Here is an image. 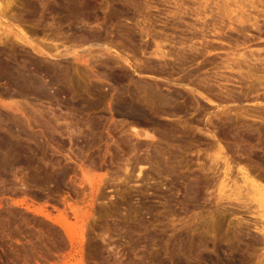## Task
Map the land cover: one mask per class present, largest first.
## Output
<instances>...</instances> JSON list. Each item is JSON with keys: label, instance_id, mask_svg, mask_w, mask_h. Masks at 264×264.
Masks as SVG:
<instances>
[{"label": "rangeland", "instance_id": "374dc122", "mask_svg": "<svg viewBox=\"0 0 264 264\" xmlns=\"http://www.w3.org/2000/svg\"><path fill=\"white\" fill-rule=\"evenodd\" d=\"M2 1L6 3L7 0H0V2ZM21 1L17 0L16 5L19 6L20 4V7L23 6V2ZM80 1L81 4H84L83 8H86L84 12L89 14L88 21L91 24L85 21L84 23L81 22V25L77 20L78 13L76 14L77 18L75 17L74 20L70 17L67 18L65 13L56 15L55 19L47 15V13L43 14V16L47 15L43 19V16L40 17V15H37L33 17L28 14L23 17L22 21L9 19L7 17L9 14L7 16L3 15L4 18L0 19V28L6 32V36L9 37V40L11 39V42L15 39L12 43L17 46H13L15 48H13V54V50L10 51L9 49V54H15L19 57L20 61H25L26 70H29V72L35 73L38 69L42 70L43 68V70H47L50 68V73H52L51 75H47L45 72L38 74V78L49 89V92L47 91L48 93H46L47 95L45 94V97L41 95V98L40 96L38 98L33 93L20 97L15 94L17 88L14 87L15 91L12 92L14 89L13 86L11 87L10 85L8 88V82L0 79V116L3 117L9 115L7 113H11L10 122L4 117L8 122L6 123L4 120V123L2 122V125L0 124L2 128H0V142L8 141L14 145L21 144L25 146V152H29L31 148L33 152L30 150V153L23 152L20 155V159L24 160L23 163L14 161L15 163L12 162L10 164V160L6 165L5 163L0 164V264H264V232L261 231L264 228V208L259 207V211V203L257 201L249 200L247 202V200L241 199L246 201L245 203L241 200H226L224 199L225 197H222L229 193L225 194L221 192L223 181L227 180V183H230V185L237 184L238 186H242V179L246 176H249L250 180L252 179L264 189V86L259 88L257 86L255 89L258 90L253 89V91L251 89L252 84H257L252 82L250 77H248L249 79L247 78V75L249 76L253 73L255 76H263L264 72L252 70L253 72L250 73L248 68H244L245 70L243 72L246 71V73L244 72V76H242L236 72H224L221 70V73L219 72L220 75L226 74L225 78L230 83L226 84L225 89H223L224 93H220L221 95H219V91L216 96L215 94L219 90L217 86H215L217 88H214L218 90H214L216 93L213 92L212 94L208 90H203L205 85L202 84L206 80L210 83L214 79L217 81L220 79L217 75L213 79L217 69L214 71L212 70L213 66L209 65L208 60L210 57L198 59L196 63L195 60L191 61L189 59L184 63H187L185 66L182 63L179 65L178 62L176 63L174 60V62L171 60L169 61L171 65L168 64L170 68L167 67L169 70L167 68H165L166 70H162V67L159 68L161 65L155 62L151 65L154 66L157 64L155 67L150 66L151 69L154 68V71H151L153 73H149V70L146 69L148 72H142L141 75L133 74V72H128V70L126 71L124 69H112V67L117 66L111 64L108 67H99L100 63H98L99 65L96 64L97 68L94 67V69L92 66L88 70L89 72H94V75H99L100 80L98 83L97 81L95 83L101 86H98L101 88L100 90L105 91L98 89L99 92H103V95L107 97H103L101 95L102 93L99 94L97 87H92V85L90 86L92 87L90 90L93 91H90L92 93L88 94L86 90L78 86V52L83 53V49L86 48L84 49L86 53L83 54L87 56L92 52L91 50L96 52L95 54H99L103 49L88 44L79 46L77 44L78 39H82V37L79 38L80 35H84V38L87 36L91 37L84 30L85 34H82L81 29L87 30L89 28L88 30L92 31L91 28L94 27L98 31H101L103 28L104 31L102 30L99 35L102 36L105 32V36L103 35L105 38L107 35L106 32L110 31L108 32L110 33L109 36L111 35L109 37L110 42L114 40L113 44L116 43L118 45L119 43L117 41H122L120 43L122 45L124 43L123 47L121 45L118 47L115 44L117 48L115 47L111 50L112 53L110 54L112 57H125L129 60L131 59L130 61L132 62L139 60L138 63L143 64V61L147 62L149 60L148 56L151 57L147 54L150 53L149 51L151 49L145 51L147 53L144 52L143 49L145 48L140 44L142 42L140 40L141 38L135 35L138 32L137 24L141 23L142 25V20L145 17L149 27L160 30L162 29V22H167L172 11L177 7L175 8L176 5L173 4L174 2L176 3V0H129L131 2L128 5H123L122 0H77L78 3ZM259 1L264 2V0ZM124 2L126 1L124 0ZM221 2L223 3V0H220ZM147 4L148 8L152 6L150 7L151 9L144 6ZM179 4L182 3L179 1ZM212 7H215L214 4ZM262 7L260 6L259 8L260 12L257 10L258 12L254 11L251 13L254 15L261 13L262 17L260 16L261 19L259 18V22L264 27V8ZM123 10H129L128 14H126L127 12L124 14ZM20 11L17 10L18 13ZM109 11L111 12L109 13ZM118 11L120 12L118 13ZM121 12L123 13L121 14ZM134 14L136 16L139 14L140 16L136 17ZM124 15L125 17L128 15L127 17L130 19H125ZM133 16L135 20H133ZM82 17V14H80L79 19L81 20ZM51 19L53 20L51 21ZM121 19L123 22H121ZM170 19L168 23L171 22L170 24H173V18ZM52 23L54 25H51ZM85 23L87 28L84 27ZM60 25L61 32L66 34V36L64 34V37L68 38L69 41L61 36L63 40L61 39L57 43L61 47L60 50L64 47L68 51L67 53L63 52L65 54L59 60L42 58L31 47H25L26 45H23V48L18 41V37L21 35L28 37L35 43L39 40L40 42H37L39 44L44 39H47L43 35L46 31L54 30L53 26L58 27ZM45 26L46 28H44ZM129 28L130 32L135 31V33H132L133 35L129 34ZM121 29H124L122 32L124 38H122L123 36H119L121 35L119 33ZM113 31L114 33H112ZM127 32L129 38L132 37L133 39H129L127 34H124ZM255 32L250 31L251 35H253L252 38L250 37L251 39L259 36ZM116 36L121 39H118ZM48 39L50 40V37ZM254 39L255 42L249 40V44L235 50L226 46L227 49L220 50L219 56L215 55L216 60L222 62L228 56L230 57V55L233 57L234 54H239L244 51L249 54L250 51L251 53H258L259 50V54H256L263 59L264 36H261L260 39ZM226 40L224 42L229 43L230 40L228 38ZM103 41L104 39L101 42L103 43ZM63 42H65L64 45L66 47L63 45ZM19 47L21 50L18 49ZM90 48L92 49L89 50ZM16 49L18 50L16 51ZM80 49L82 50L79 51ZM168 49L170 48L168 47ZM51 51L52 55H57V51ZM110 54L109 56H111ZM14 56L13 58H15ZM17 56L14 59L15 63L24 67L23 61L21 64L18 63L19 59L17 60ZM202 62L204 63L202 64ZM178 65L182 67H177ZM80 68L84 69L85 66L83 68L81 66ZM156 70L160 71L157 73ZM167 70L169 71L168 73ZM192 70H196L195 73L193 71L194 74L190 72ZM161 71H165L166 73ZM188 73L189 77L187 81L185 75L187 76ZM191 73L195 76L191 75ZM116 75L121 76V78L118 77L117 79ZM210 75L213 76L211 77ZM168 77H172L176 81L184 77V80L186 79L185 81L187 82H178L186 85L191 84L186 89L195 90L198 94H196V97L199 100L196 99L198 101L193 102L192 95L182 87L172 86L170 88L171 92L179 93L178 90H180L181 95L182 93L185 94L186 98L180 100L185 103L184 111L180 116L186 122L189 121L187 124L189 126H187V129L177 128V130L175 129L174 122L172 124L170 121L158 117V120L162 123L161 125L165 124L164 127L168 128L171 126L169 129L173 127L176 133L179 131L176 137H172L174 139L178 136L176 141H174L176 145L172 141V143H169L172 144L170 145L171 147L164 142H159L162 145L164 143L163 148L168 146L167 148L171 152L173 151L171 157L170 152L165 148V152H168V154L163 156V159L166 157V164L161 163L160 159L156 161L157 163L154 162L155 164L153 161H151L152 163L149 161V166L146 162L144 163L146 168L143 169V174L138 177L137 168L141 164L134 165L135 163L130 162V164L132 163V167L129 166L126 169V159L133 158L132 155L137 156L140 149L136 150V153L134 152L131 156L129 154L126 155L125 152L128 149H126L127 145H125L126 142H123V138L126 139V137L130 138L132 136V142L139 144L141 141L138 142L135 139L131 133L133 130L131 128L134 126L142 129L146 125L141 119V123L143 124L137 118L131 119L130 116H123L119 112H116L114 110L115 102L112 101L111 103L110 99L114 100L116 93L119 96L120 90L124 87L132 91L145 83L147 85L159 83L165 89V93H167L164 78ZM206 77L210 79L208 80ZM228 77L231 80L227 79ZM197 84L200 86L198 87ZM84 85L86 86L83 83V87ZM249 86L251 88H248ZM94 87L96 91H94ZM6 90L7 94L12 95V97L7 96V94L4 95ZM1 91L3 93L5 92L3 94L4 96L1 94ZM84 91L85 94H83ZM207 92L209 93L208 96ZM232 95L235 99H230ZM99 96L104 98L101 97L103 101L98 98ZM90 97L93 99H90ZM83 99H86V101ZM90 100H94V102L97 100L98 102H95L97 106H94L92 111H88L92 117H89V120L92 119L91 121L94 122L93 124L96 126L97 131L101 129V132H97L94 126L93 129L96 135L87 129L86 132H90L92 137L89 133L90 138H85L84 136L78 137V123L81 125V122H85L88 119V116L82 114L79 108L82 105L88 104L87 101ZM208 100H213L214 103L206 102ZM197 102L198 105L204 103L201 105L202 109L200 106L198 107ZM4 105H19L18 107L23 108V110L21 112H14L5 109L3 107ZM196 108L198 109L197 113ZM35 116H37L36 121H34ZM13 117L17 119L14 120ZM26 117L31 118L32 120L30 119V121H34L39 126L33 127V122V124L30 122L31 127L27 126L25 124H28ZM210 118L212 119L211 124L213 125L209 123ZM40 121L43 126L45 124L46 126H40ZM97 121L101 126L99 130ZM17 122L20 124L17 126L18 128L15 126ZM21 127L25 133H23L24 131L21 130ZM145 127L144 129L149 128L148 130L153 132L155 130L151 125H147L148 128ZM123 134L127 135L124 136ZM87 139H89V142ZM134 143L133 145L137 146ZM159 143L156 144L159 145ZM78 147L86 152L83 151L84 155H87L84 156L82 154L84 157L80 156L82 151L78 150ZM140 152L143 151L140 150ZM152 152L150 151L148 154L153 158L154 154ZM140 154L142 158L148 157L144 153ZM140 154L138 156H141ZM78 156L82 157L83 160L79 162L78 159L80 157ZM225 190L227 191L229 188ZM249 202L251 203L249 204ZM256 204L257 207L255 206ZM81 208H83V211H81ZM76 210L81 211V216L86 222V224H83L86 226L84 227L85 237L84 235H79L82 224L78 223V213ZM67 214L70 218L67 217ZM85 214H88L90 217ZM45 216H50V218L48 217L47 219ZM53 218L55 221L64 220L63 222H65L67 220L68 223L70 221L71 225L66 224L72 226V234L68 235L65 229L55 222ZM257 226L260 230H257ZM258 238L259 240H257Z\"/></svg>", "mask_w": 264, "mask_h": 264}, {"label": "bare ground", "instance_id": "6f19581e", "mask_svg": "<svg viewBox=\"0 0 264 264\" xmlns=\"http://www.w3.org/2000/svg\"><path fill=\"white\" fill-rule=\"evenodd\" d=\"M6 1V0H5ZM17 0H7L6 1V3L5 2H0V14H2V15H0V19L1 18H4L3 17V15L5 16H7V14H9V16H7V17H9V19H11V20H15V21H22L23 20V17L25 16V15H30V16H37V15H40V17H42L43 16V14L44 13H47V15H50L53 19H55L56 18V15H62V13L64 14L65 13V16L68 18V17H70V18H73V20L75 19V17H76V14L78 15V22H82V23H84L85 21H88V17H89V14H86L85 12H84V9H86V8H83L84 6V4L82 3L81 4V1L78 3L77 2V0H20L21 2H23V6H21L20 7V4H19V6H17L16 4H17V2H16ZM123 1V5H128V4H130V2L131 1H129V0H125L126 2H124V0H122ZM121 1V2H122ZM179 1L182 3V4H179ZM183 1V2H182ZM77 2V3H76ZM144 2V1H143ZM174 2V1H173ZM213 3L214 4V6L215 7H212V5L213 4H211V3ZM216 2V3H215ZM232 2V3H231ZM166 3V2H165ZM4 4H6L5 6H4ZM77 4H78V10H77ZM110 4H111V2H110ZM146 4V3H145ZM166 4H168V3H166ZM174 5H176L175 6V10L174 11H172V14H171V16H170V18L172 19V20H174L173 21V24H170L171 22H169L168 23V21H169V19H168V21L167 22H162L163 24H162V29H153V28H151V27H149L148 25V21H147V19L144 17V19L142 20V25H141V23H139V24H137V26L139 27H137L136 25H135V27H137V31L138 32H136V34L135 35H137V36H139L140 38V40H142V42L141 41H138V42H141L140 44H142V47L144 46V48L145 49H143L144 50V52L145 51H147L148 49H151V51H149L150 53H147V52H145V53H147V54H149L151 57H149L148 56V61L147 62H145V61H143L144 63L141 65V64H139L138 63V61L137 60H135V62H132V61H130L129 59H127V58H121V57H112V55L110 54V53H112V49L113 48H117V46L118 47H120L119 45H121V47H123V45H124V43H123V45L122 44H120L121 42H118L117 41V43H119V45L118 44H116V43H114L113 44V41L114 40H112L111 42L109 41V37L111 36H109V34L110 33H108V32H110V31H108V32H106L107 33V35H106V38L104 37L105 35V32H104V36L102 37V36H100L99 35V33H101L102 32V30H103V28H102V30L101 31H98V29L97 28H91L92 29V31L90 30H86V29H81V31L83 32L82 34H85L84 33V31L85 32H87L91 37H86V38H84V35H80V37L79 38H81L82 37V39H78V45L80 46H82V45H84V44H88V45H90V46H96V47H100L101 49H103V50H101L100 51V49H98V51H100V53L97 55V54H95L96 52H93V50H91L92 48H90L89 50H91L92 52V54L91 53H89L87 56H86V54L84 55L83 53H86V52H84V49H86V48H84L83 49V53L81 52V53H79L78 52V86H80V87H82L84 90H86V93H88V94H91L92 92H90V91H93V90H90L93 86H95V87H97V91H98V93L100 94V93H102L101 95L104 97L105 95H103V92H99V90L101 89V88H99V87H101V86H99V84L97 85L95 82L97 81V83H98V81L100 80V78H99V75H94L93 73L94 72H89V70H88V68L90 67H92L93 66V68L95 67V68H97L96 66V64H98V63H100V66L99 67H101V66H106V67H108L110 64L111 65H113V66H117V67H112V69L113 68H116V69H124V70H128V72H133V74H137V75H141L142 74V72H148V70H149V73L151 72V71H154V68L153 69H151V67H155L157 64H159V65H161V66H159V68L160 67H162L163 69L162 70H166L165 68H167L168 67V64H169V61H175L176 63L178 62V64L179 65H181L180 63H182V65L185 63V62H187L189 59L191 60V61H194L195 60V63H196V61L198 60V59H205L206 57H210V59L208 60V63H209V65H211V66H213V68H212V70H216L215 71V73H214V77H213V79L216 77V75L217 76H219V81H217L216 79H214L212 82H207V80H206V82H204V83H202V84H204L205 85V87H204V85H203V87H204V89L203 90H208L209 91V93L211 92L212 94H213V92H215L216 93V91H214V90H218L217 91V93L215 94L216 96L218 95V92H219V95H221L222 93H224L223 92V89H225V86H226V84L227 83H230V81L229 80H226V78H225V75L226 74H224V75H220V71L222 70V71H231V72H236V73H238L239 75L241 74L242 76H244V72L246 73V71H244L243 72V70H245L244 68H248L249 70V72L251 73V72H253L252 70H254V71H263L264 72V58L262 59V58H260V56H258L257 54H259V52H260V50H259V52L256 54V53H251V51H250V54L249 53H246L245 51L244 52H242V53H239V54H232L233 55V57H231V55H230V57L228 56L224 61H222V62H218L217 60H216V57H215V55H218L219 56V52H220V50H224V49H227V47L226 46H228L229 48H231V49H238V48H240V47H242V46H244V45H246V44H249L250 42H248L252 37H253V35H251V33H253V32H251L250 33V31L252 30V31H256L257 32V34L259 35L258 37H254V38H261V36L263 37L264 36V27H263V25H260V22H259V20L261 19L260 18V16H261V13H257L258 11L260 12V10H259V8H260V6L262 7L263 5H264V2L262 3L261 1H259V0H230V1H228V0H223V3L221 2L220 3V0L218 1V0H176V3L174 2L173 3ZM231 4H232V6H231ZM119 6V5H118ZM131 6V5H130ZM129 6V7H130ZM146 8H148V4L147 5H144ZM155 6V5H154ZM234 6V7H233ZM17 7H19V8H17ZM126 7V6H125ZM124 7V8H125ZM128 7V6H127ZM150 7H152V6H149V8ZM232 7H233V9H232ZM15 8H17L16 10H14ZM148 8V9H149ZM262 8H264V7H262ZM145 9V8H144ZM151 9V8H150ZM17 10H21L19 13L17 12ZM108 10V9H107ZM258 10V11H257ZM262 10V9H261ZM121 11V10H120ZM120 11H118V13L120 12ZM124 11V10H123ZM238 11V12H237ZM254 11H257V12H255V13H257L256 15H254L253 13H251V12H254ZM87 12V11H86ZM111 11H109V13H110ZM125 12H127L126 14H128V12H129V10L127 11H124V14H125ZM262 12V11H261ZM263 12H264V9H263ZM108 13V12H107ZM123 12H121V14H122ZM144 13V12H143ZM236 13V14H235ZM80 14H82V18H81V20L79 19V16H80ZM148 14V13H147ZM235 14V15H234ZM259 14V16H257ZM47 15H45V16H47ZM107 15V14H106ZM135 15V14H134ZM140 15H141V13H140ZM139 14H138V16H140ZM165 15V14H164ZM264 15V14H263ZM45 16H43L42 17V19L45 17ZM64 16V17H65ZM110 16V15H109ZM118 16V15H117ZM123 16V15H122ZM128 16V15H127ZM125 17V15H124V17H125V19L127 18L128 20L130 19L129 17ZM136 16V15H135ZM138 16H136V17H138ZM141 16H143V15H141ZM167 16H169V15H167ZM120 17V16H119ZM262 17V16H261ZM30 18V17H29ZM77 18V17H76ZM114 18V17H113ZM123 18V17H122ZM132 18H134L133 20H135V17L133 16ZM142 18V17H141ZM167 18V17H166ZM260 18V19H259ZM27 19V18H26ZM41 19V18H40ZM46 19V18H45ZM53 19H51V21L53 20ZM119 19V18H118ZM138 19V18H137ZM137 19H136V21H137ZM154 19V18H153ZM161 19V18H160ZM170 19V20H171ZM47 20V19H46ZM124 20V19H123ZM149 20V19H148ZM162 20V19H161ZM131 21V20H130ZM38 22V21H37ZM43 22V21H42ZM89 22V21H88ZM121 22H123L122 21V19H121ZM134 22V21H133ZM149 22H151V21H149ZM263 22V21H262ZM60 23V22H59ZM77 23V22H76ZM79 23V24H80ZM82 23H81V25H82ZM90 23V22H89ZM137 23H138V21H137ZM156 23V22H155ZM209 23H211V24H209ZM47 24H49V23H47ZM47 24H46V26H47ZM91 24V23H90ZM133 24V23H132ZM131 24V25H132ZM136 24V23H135ZM148 24V25H147ZM51 25H54V23H52ZM63 25V24H62ZM124 25V24H123ZM153 25V24H152ZM210 25H211V27H210ZM44 26V25H43ZM46 26L44 27V28H46ZM91 26V25H90ZM92 26H93V24H92ZM91 26V27H92ZM51 28H52V26H50ZM49 27V28H50ZM54 28V30H51V31H44L45 33L43 34L44 35V38H49L50 37V40L48 39H44L43 41H41V43H35L34 41H32V40H30L28 37H23V36H21V35H19V37H18V41L21 43V45L23 46H25V47H27V46H29V47H31L32 48V50L33 51H35L37 54H39L42 58H51V59H58L59 60V58H62L63 57V55L65 54V53H63V52H68V51H66L65 50V48L63 49L62 48V50H60V46L57 44L62 38H65L64 37V34L61 32L62 30H61V25L60 26H58V27H56V26H53ZM84 27H86L87 28V26H86V23L84 24ZM89 27V26H88ZM123 27V26H122ZM121 27V28H122ZM124 27H126V26H124ZM130 28H132V27H130ZM130 28H129V32H130ZM32 29V28H31ZM95 29V30H94ZM96 29H97V31H96ZM120 29V28H119ZM133 29V28H132ZM36 30H38V29H36ZM50 30V29H49ZM84 30V31H83ZM94 30V31H93ZM100 30V29H99ZM80 31V32H81ZM104 31V30H103ZM124 31V29H121V32H119L121 35H119V33H118V35L119 36H123L122 38H124V35L122 34V32ZM171 32V33H170ZM255 32V33H256ZM33 33V32H32ZM34 33H36L35 31H34ZM112 33H114V31L112 32ZM116 33V32H115ZM132 33H135V31L133 30V32L131 31L129 34H132ZM229 33V34H228ZM254 33V34H255ZM39 34H41V33H39ZM125 35L127 34V37L129 38V35H128V32L127 33H124ZM8 35V34H7ZM133 35V34H132ZM37 36V35H36ZM40 36V35H39ZM61 36H62V38H61ZM65 36H66V34H65ZM228 36V37H227ZM10 37H11V35H10ZM43 37V36H42ZM68 37V36H67ZM117 37V36H116ZM127 37H125V38H127ZM131 37V36H130ZM133 37H135V36H133ZM251 37V38H250ZM71 38V37H70ZM90 38H92V39H90ZM114 38V37H113ZM112 38V39H113ZM118 38V37H117ZM127 38V39H128ZM132 38V37H131ZM131 38H129V39H131ZM137 39H138V37H136ZM228 38V40H230L229 41V43H227V42H224L226 39ZM253 38V39H254ZM66 39H68V38H65V40ZM104 39V41H106V42H104L103 41V43L101 42L102 40ZM106 39V40H105ZM118 39H121V38H118ZM133 39V38H132ZM253 39H251L250 41H254ZM256 39V40H257ZM11 40V39H10ZM9 40V37L8 36H6V32L5 31H3V29H1L0 28V79H2V80H4V81H6V82H8V84H9V86H8V88L10 87V85H11V87L13 86V88L15 87V88H17V90L15 91V88L13 89V88H10V89H13L12 90V92L13 91H15L16 93L15 94H17L18 96H20V97H24V96H28V94L29 93H33L35 96H37L38 98H39V96H40V98H41V95L43 96V97H45V94L46 93H48L49 92V89H48V87H47V85H45V83H43L39 78H38V74H42V72H45V73H47V75L48 74H52V73H50L51 71L49 70V69H47V68H45V69H47V70H43V68H42V70L41 69H38V70H36L35 71V73H33V72H29V70L27 71L26 70V68L27 67H25L26 65H25V61H23V60H21L20 61V59H19V57L17 56V55H11V54H9V49H10V51L11 50H13V46H15L12 42L15 40H13L12 42ZM63 40V39H62ZM71 40V39H70ZM201 40V41H200ZM68 41H69V39H68ZM109 41V42H108ZM134 41V40H133ZM133 41H132V43H133ZM227 41V40H226ZM40 42V41H39ZM72 42H73V40H72ZM77 42V41H76ZM116 42V41H115ZM130 42V41H129ZM255 42V41H254ZM16 43H17V41H16ZM20 43H17L18 45H20ZM64 43L65 42H63V45H64ZM69 43V42H68ZM131 43V42H130ZM135 43V42H134ZM225 43H226V45H225ZM75 44V43H74ZM117 46H116V45ZM20 45V46H21ZM62 44H61V46H63ZM128 45V44H127ZM137 45V44H136ZM24 46H23V48H24ZM65 46V45H64ZM79 46H78V48H79ZM131 46V45H130ZM15 47H17V46H15ZM66 47V46H65ZM87 47V46H86ZM89 47V46H88ZM109 47V48H108ZM128 47V46H127ZM138 47V46H137ZM136 47V48H137ZM168 47L170 48V49H168ZM226 47V48H225ZM22 48V47H21ZM125 48H126V46H125ZM131 48V47H130ZM15 49V48H14ZM18 49H20V47L18 48ZM18 49H16V51L18 50ZM69 49V48H68ZM97 49V48H96ZM246 49V48H245ZM21 50V49H20ZM51 50H53V51H57V55H52L51 53H52V51ZM65 50V51H64ZM82 49H80L79 51H81ZM24 51V50H23ZM88 51V50H87ZM103 51V52H102ZM123 51V50H122ZM254 51V50H253ZM256 51V50H255ZM263 51V50H262ZM26 52V51H25ZM89 52V51H88ZM87 52V53H88ZM104 52H106V53H104ZM249 52V51H248ZM14 53V50L12 51V54ZM20 53V52H19ZM23 54V53H22ZM26 54V53H25ZM109 54L111 55V56H109ZM138 54V53H137ZM97 55V56H96ZM261 55V54H260ZM13 56L16 58V56L18 57L17 58V60H18V63H20L21 64V62L23 61L24 62V67L23 66H21V65H19V64H17V63H15V61H14V59L15 58H13ZM76 56V55H75ZM34 57V56H33ZM40 57V58H41ZM263 57V56H262ZM32 58V57H31ZM35 58V57H34ZM37 58V57H36ZM87 58H89V59H87ZM151 58V59H150ZM219 58H221V57H219ZM22 59V58H21ZM111 59V60H110ZM218 59V58H217ZM27 60V59H26ZM47 60V59H46ZM45 60V61H46ZM113 60V61H112ZM147 60V59H146ZM219 60V59H218ZM20 61V62H19ZM33 61V60H32ZM41 61H42V59H41ZM44 61V62H45ZM50 61V60H49ZM173 61V62H174ZM202 61H204V60H202ZM22 62V63H23ZM26 62H28V61H26ZM38 62H39V60H38ZM44 62H41V63H44ZM157 63L156 65H154V66H151L152 64H154V63ZM40 63V64H41ZM58 63V62H57ZM149 63H150V65H149ZM204 62H202V64H203ZM38 64V63H37ZM173 64V63H172ZM191 64V63H190ZM99 65V64H98ZM110 65V66H111ZM147 65H149V66H147ZM169 65H171V62H170V64ZM177 66V67H180V66ZM185 65H187V63L186 64H184V66ZM45 66H47V65H45ZM82 66V68H83V66H85V70L84 69H81L80 67ZM151 66V67H150ZM173 66H174V64H173ZM176 66V65H175ZM206 66V65H205ZM40 67V66H39ZM105 67V68H106ZM182 67V66H181ZM180 67V68H181ZM199 67V66H198ZM36 68H38L37 66H36ZM92 68V69H93ZM94 68V69H95ZM158 68V69H159ZM168 68H170V67H168ZM167 68V69H168ZM174 68H176V67H174ZM180 68H179V70H180ZM184 68H186V67H184ZM206 68V67H205ZM102 69V68H101ZM109 69V68H108ZM146 69H148L147 71H146ZM195 69H197V68H195ZM199 69H201V68H199ZM161 70V69H160ZM160 70H156L157 71V73L160 71ZM169 70V69H168ZM167 70V73L169 72ZM174 70V69H173ZM183 70V69H182ZM198 70V69H197ZM156 71H155V73H156ZM193 71L194 70H192V71H190V72H192L193 73ZM196 71V70H195ZM195 71H194V73H195ZM111 72V71H110ZM161 72H163V71H161ZM165 72V71H164ZM163 72V73H164ZM174 72V71H173ZM175 72H176V69H175ZM181 72V71H180ZM180 72H179V74H180ZM220 72V73H219ZM224 72H222V73H224ZM114 73V72H113ZM151 73H153V72H151ZM156 73V74H157ZM163 73H161V74H163ZM166 73V72H165ZM191 73V75H193ZM197 73V72H196ZM248 73V72H247ZM250 73H248V74H250ZM103 74V73H102ZM115 74V73H114ZM117 74V73H116ZM124 74V73H123ZM231 74V73H230ZM254 74V73H253ZM247 75V78L248 77H250V79L252 80V82H255L257 85H254V84H252V88L249 86L248 88H251L252 90L253 89H255V88H257V86H258V88L259 87H263L264 86V75L262 76V75H260V76H255V75ZM131 75H132V73H131ZM189 75V73L187 74V76L185 75V77L187 78V81H188V76ZM190 75V76H191ZM201 75V74H200ZM237 75V74H236ZM258 75V74H257ZM193 76H195V75H193ZM202 76V75H201ZM211 76V75H210ZM213 76V75H212ZM211 76V77H212ZM233 76H235V75H233ZM107 77V76H106ZM116 77H117V79H118V77L119 78H121V76H117L116 75ZM125 77V76H124ZM192 77V76H191ZM199 77V76H198ZM198 77H196V78H198ZM182 78V77H181ZM207 78V77H206ZM51 79V78H50ZM52 79H53V76H52ZM95 79V80H94ZM115 79V78H114ZM125 79V78H124ZM180 79V78H179ZM189 79H191V78H189ZM202 79V78H201ZM208 79V78H207ZM210 79V78H209ZM208 79V80H209ZM227 79H230L229 77L227 78ZM233 79H234V77H233ZM249 79V78H248ZM54 80V79H53ZM58 80V79H57ZM164 80H165V82H166V92L167 93H165V89H163L161 86H160V84L158 83V84H154V83H151V84H149V85H147L146 83L144 84V85H141L140 87H137L136 88V90H132V91H130V89L129 90H127V87L125 88H122L121 90H120V94H119V96L117 95V93H116V96H114V100L113 99H110L111 100V103H112V101H114L115 102V106H114V110H116V112H119L120 114H122L123 116H130L131 117V119L132 118H137V119H139V122L141 123V120H142V122L146 125V127H147V125H151V126H153L152 128H154L155 130H154V132L153 131H151V130H148L149 128H151V127H147L148 129H144V127L142 128V129H139V128H136V127H132L131 129H133L132 131H131V133H132V135L135 137V139L136 140H138V142L139 141H141L139 144H137V143H134V142H132L133 141V138H131L132 136H130V138H127L126 137V139L125 138H123V142L125 143V145H127V147H126V149H128L126 152H125V154L127 155V154H129L130 156L132 155V154H134V152L136 153V150H138V149H140L141 151H143V152H140V150H139V154L140 153H144L146 156H148V157H146V158H142V155L141 156H134V155H132L133 156V158H129L128 160L126 159V162H127V164H126V169H128L129 168V166H131L132 167V163H135L134 165H136V164H141V165H139V168H137L138 170H137V173H138V177H140V175L141 174H143V169L144 168H146V165L144 164V163H148L149 161H150V163H152L151 161H153V163L155 162V163H157L156 161L158 160V159H160V161H161V163H165L166 164V162L167 161H165L166 159V157H164V159H163V156H165V154H168V152H170V157H171V153L173 152H171V150L170 149H168L167 147L168 146H170V145H172V144H169L171 141L172 142H174V141H176V139L178 138V136H177V138H172V137H176V134L178 135V132L176 133L175 132V129H177V128H179V129H187V126H189V125H187L188 124V122H186L185 120H183L184 118L182 117V116H180L181 115V113L184 111V101H180V100H184V98H186L185 97V94L184 93H182V95L180 94V90H178V92L179 93H176V92H171L170 91V88L172 87V86H174V87H182L183 89H186L187 87H189L190 85L188 84V85H186V84H182L183 82H187V81H185L184 80V77H183V79H180V80H174L172 77H168V78H164ZM198 80V79H197ZM216 80V81H215ZM231 80V79H230ZM82 81V82H81ZM178 81H182V83H179ZM233 81V80H232ZM236 81V80H235ZM194 82V81H193ZM201 82V81H200ZM240 82V81H239ZM80 83H82L81 85H80ZM83 83L84 84H86V86L84 85V87H83ZM102 83V82H101ZM232 83V82H231ZM237 83V82H236ZM7 84V85H8ZM199 84V83H198ZM197 84V85H198ZM92 85V87H90ZM139 85V84H138ZM5 87H6V85H4ZM99 86V87H98ZM200 85H198V87H199ZM215 86H217L218 87V89H215V88H217V87H215ZM79 87V88H80ZM86 87V88H85ZM94 87V91H96L95 88ZM104 87V86H103ZM195 87H196V85H195ZM203 87H200V88H203ZM215 87V88H214ZM254 87V88H253ZM7 88V89H8ZM118 88V87H117ZM227 88V87H226ZM1 89V88H0ZM10 89H9V91H10ZM99 89V90H98ZM125 89V90H124ZM135 89V88H134ZM178 89V88H177ZM250 89V90H251ZM187 90V89H186ZM249 90V91H250ZM251 90V91H252ZM255 90H258V89H255ZM3 91V90H2ZM1 91V94L3 95L4 93ZM5 91V90H4ZM48 91V92H47ZM100 91H104V90H100ZM119 91V90H118ZM189 93H190V95H192V97H193V102H195V101H198L199 99H198V97H196V94H197V92L195 91V90H191V89H188L187 90ZM254 91V90H253ZM105 92V91H104ZM171 92V93H170ZM182 92V91H181ZM256 92V91H255ZM10 93V92H9ZM94 93V92H93ZM97 93V92H96ZM115 93V92H114ZM208 93V92H207ZM209 93L207 94V96L209 95ZM221 93V94H220ZM7 94V90H6V93L4 94V95H6ZM12 94V93H11ZM79 94V93H78ZM83 94H85V91H84V93ZM98 94V95H99ZM184 94V95H183ZM3 95V96H4ZM30 95H32V94H30ZM47 95V94H46ZM50 95V94H49ZM97 95V96H98ZM106 95H107V93H106ZM114 95V94H113ZM198 95V94H197ZM7 96H11L12 97V95H10V94H7ZM79 96V95H78ZM93 96V95H92ZM101 96V97H102ZM189 96V95H188ZM188 96H187V98H188ZM206 96V97H207ZM210 96H214V95H210ZM209 96V97H210ZM215 96V97H216ZM229 96V95H228ZM236 96V95H235ZM2 97V96H1ZM15 97V96H14ZM80 97V96H79ZM100 96L98 97V98H100V100L103 98H101ZM105 97H107V96H105ZM113 97V96H112ZM190 97V96H189ZM222 97V96H221ZM220 97V98H221ZM227 97V96H226ZM5 98V97H4ZM95 98V97H94ZM97 98V97H96ZM110 98H111V96H110ZM116 98V99H115ZM191 98V97H190ZM189 98V99H190ZM203 98V97H202ZM211 98V97H210ZM219 98V97H218ZM234 97H233V95H232V98H231V96H230V99H233ZM90 99H93V98H91L90 97ZM104 99V98H103ZM103 99H102V101H103ZM108 99V98H107ZM188 99V100H189ZM196 99H198V100H196ZM235 99V98H234ZM83 100H85L86 101V99H83ZM88 100H89V98H88ZM97 100H99V99H97ZM96 100V101H97ZM204 100H206V99H204ZM218 100V99H217ZM79 101V100H78ZM95 101V102H96ZM191 101V102H192ZM234 101V100H233ZM88 102V104H85L84 106L82 105L81 106V108H79L80 110H81V113L82 114H86L87 116H88V119L84 122H81V125H80V123H78V137H81V136H84L85 138L87 137V138H90V136H89V134H90V132H86V130L88 129L89 131L91 130L92 132L91 133H94V135H96L95 133L96 132H94V129H96V126L93 124L94 122L93 121H91L92 119H90L89 120V117H91L90 116V111H92V108H94V106H97V104L94 102V100L92 101V100H90V101H87ZM86 102V103H87ZM98 102V101H97ZM113 102V103H114ZM192 102V103H193ZM206 102H210V103H212L213 102V100L212 101H210V100H208V101H206ZM16 103V102H15ZM182 103V104H181ZM214 103V102H213ZM17 104V103H16ZM194 104V103H193ZM197 105H198V102L196 103ZM201 104V103H200ZM202 104H204V103H202ZM201 104V105H202ZM242 104V103H241ZM81 105V104H80ZM111 105H113V104H111ZM201 105H198V107L200 106V108H201ZM19 106V105H18ZM18 106H13V105H4L3 107L5 108V109H7V110H11V111H16V112H21V110H23V108L21 109V108H19ZM101 106V105H100ZM186 106V105H185ZM196 106V105H195ZM80 107V106H79ZM99 107V106H98ZM197 107V106H196ZM206 107V106H205ZM3 108V109H4ZM112 108V107H111ZM99 109V108H98ZM194 109V108H193ZM202 109V108H201ZM239 109V108H238ZM237 109V110H238ZM6 110V111H7ZM90 110V111H89ZM111 110H113V109H111ZM228 110V109H227ZM226 110V111H227ZM79 111V110H78ZM89 111V112H88ZM197 111H198V109L196 108V113H197ZM241 111V110H240ZM23 112V111H22ZM26 112V111H25ZM50 112V111H49ZM40 113V112H39ZM185 113V112H184ZM236 113H237V111H236ZM7 114H9V115H5V116H3V117H1L0 118V124L3 122L4 123V120H5V118L4 117H6V119L9 121L10 120V115H11V113H7ZM24 114V113H23ZM93 114V113H92ZM98 114V113H97ZM225 114H226V112H225ZM238 114V113H237ZM2 115V114H1ZM196 115V114H195ZM221 115V114H220ZM231 115V114H230ZM239 115V114H238ZM237 115V116H238ZM248 115V114H247ZM246 115V116H247ZM55 116V115H54ZM83 116V115H82ZM188 116V115H187ZM213 116H215V115H213ZM236 116V117H237ZM17 118H18V116H16ZM94 117V116H93ZM103 117V116H102ZM130 117H129V120H130ZM156 117H157V119H156ZM158 117H160V118H163V119H165V120H167V121H170L171 123L172 122H174V125L176 126L175 127V129L172 127V129H169V128H171V126L168 128V127H164L165 126V124L164 125H161L162 123H160V121L158 120ZM194 117H196V116H194ZM239 117V116H238ZM248 117V116H247ZM14 118V117H13ZM17 118H14V120L15 119H17ZM37 116H35L34 117V121H36L37 119ZM41 118H42V116H41ZM41 118H39V119H41ZM92 118V117H91ZM97 118V117H96ZM175 118H176V121H175ZM183 118V119H182ZM214 118V117H213ZM228 118H229V116H228ZM240 118V117H239ZM26 119H27V122H28V124L27 123H25L27 126H29V127H31L32 125L31 124H33L34 123V121H30V119L31 118H28V117H26ZM86 119V118H85ZM141 119V120H140ZM189 119V118H188ZM231 119V118H230ZM7 120H5L6 121V123L8 122ZM32 120V119H31ZM94 120V119H93ZM193 120V119H192ZM212 119L210 118L209 119V123L211 124V121ZM228 120V119H227ZM42 121V120H41ZM41 121L39 122V124H40V126L42 125L41 124ZM44 121V120H43ZM46 122H47V120H45ZM99 121V120H98ZM98 121H97V126H98V130H99V128H101V126H100V123H98ZM198 121V120H197ZM231 121H233V120H231ZM10 122V121H9ZM21 122V121H20ZM30 122H31V124H30ZM79 122V121H78ZM100 122V121H99ZM137 122H138V120H137ZM195 122V121H194ZM18 123V124H17ZM17 123H15V126L17 127L18 125H20L19 124V122H17ZM22 123V122H21ZM48 123V122H47ZM96 123V122H95ZM143 123H141V124H143ZM17 124V125H16ZM24 124V125H25ZM35 124V123H34ZM33 124V127L34 126H36V127H38L39 125H34ZM138 124V123H137ZM173 124V123H172ZM192 124V123H191ZM198 124V123H197ZM2 125V124H1ZM22 125V124H21ZM23 125V126H24ZM83 125H84V127H83ZM135 125V124H134ZM200 125H201V123H200ZM209 125V124H208ZM211 125H213V124H211ZM44 126H46V124L44 125ZM43 125H42V127H44ZM52 126V125H51ZM94 126H95V128H94ZM141 126V125H140ZM155 126H156V128H155ZM173 126V125H172ZM3 127H4V125H3ZM28 127V128H29ZM83 127V128H82ZM128 127V126H127ZM145 127V128H146ZM251 127V126H250ZM0 128H1V126H0ZM18 128V127H17ZM19 128H20V126H19ZM41 128V127H40ZM46 128V127H45ZM44 128V129H45ZM94 128V129H93ZM104 128V127H103ZM129 128V127H128ZM141 128V127H140ZM196 128V127H195ZM214 128V127H213ZM249 128V127H248ZM252 128V127H251ZM2 129V128H1ZM34 129V128H33ZM117 129H118V127H117ZM127 129V128H126ZM130 129V130H131ZM189 129V128H188ZM215 129V128H214ZM4 130V129H3ZM2 130V131H3ZM7 130V129H6ZM21 130H23L22 129V127H21ZM101 130V129H100ZM99 130V131H100ZM178 130V129H177ZM199 130V129H198ZM9 131V130H8ZM24 131V130H23ZM96 131H97V129H96ZM99 131H97V132H99ZM118 131V130H117ZM124 131V130H123ZM126 131V130H125ZM188 131V130H187ZM186 131V132H187ZM200 131V130H199ZM5 132V131H4ZM101 132V131H100ZM121 132V131H120ZM23 133H25V131L23 132ZM89 133V134H88ZM180 135H183V134H181V133H179ZM185 134H187V133H185ZM192 134V133H191ZM194 134V133H193ZM91 135V134H90ZM124 135V134H123ZM127 135V134H126ZM126 135H124V136H126ZM130 135V134H129ZM195 135V134H194ZM13 136H14V134H13ZM201 136V135H200ZM36 137V136H35ZM34 137V138H35ZM91 137H92V135H91ZM96 137V136H95ZM222 137V136H221ZM17 138V137H16ZM33 138V137H32ZM84 138V139H85ZM180 138V137H179ZM185 138V137H184ZM92 139V138H91ZM95 139V138H94ZM81 140V139H80ZM88 140V142H89V139H87ZM86 140V141H87ZM122 140V139H121ZM179 140V139H178ZM181 140H182V138H181ZM1 141H2V139H1ZM3 141H5V140H3ZM96 141V140H95ZM87 142V143H88ZM159 142H164L166 145L168 144V146H166L165 148L167 149V153L165 152V148H163L164 146V143H163V145L162 144H160ZM171 142V143H172ZM181 142V141H180ZM183 142H184V140H183ZM87 143H86V145H87ZM123 143V144H124ZM133 143L134 144H137V146L136 145H133ZM156 143H159V145L158 144H156ZM178 143V142H177ZM186 143V142H185ZM17 144V143H16ZM89 145H90V143H88ZM174 144H175V142H174ZM173 144V145H174ZM183 144V143H182ZM92 145V144H91ZM122 145V144H121ZM176 145V144H175ZM184 145V144H183ZM209 145V144H208ZM211 145V144H210ZM93 146V145H92ZM92 146H90V147H92ZM123 146V145H122ZM163 146V147H162ZM89 147V146H88ZM95 147V146H94ZM171 147V146H170ZM169 147V148H170ZM172 147H174V146H172ZM211 147V146H210ZM176 148H178V147H176ZM125 149V150H126ZM173 149V148H172ZM212 149V148H211ZM31 150V152H32V148L30 149ZM30 150H29V152L27 151V152H25L26 151V148H25V146H23V145H21V144H17V145H14L13 143H9L8 141H6V142H0V164H3V163H5V165H6V163H8V162H10V160H11V163L10 164H12V162L13 163H15L14 161H16V162H22L23 163V159H20V155L24 152V153H30ZM78 150H81L82 151V148L81 149H79V147H78ZM109 150V149H108ZM174 150V149H173ZM84 151V150H83ZM81 152V154H80V156H83L84 154V152ZM150 151L152 152V151H154V152H152L153 154H154V156H153V154H152V156H153V158L151 157V155H149L148 153H150ZM33 153V152H32ZM80 153V152H79ZM79 153H78V155H79ZM86 153V152H85ZM124 153V152H123ZM83 154V155H82ZM143 154V155H144ZM148 154V155H147ZM24 155V154H23ZM85 155H87V154H85ZM84 155V156H85ZM145 155H144V157H145ZM173 155V154H172ZM176 155V154H175ZM34 156V155H33ZM75 156V155H74ZM80 156H78V157H80ZM83 156V157H84ZM22 157V156H21ZM75 157H77V156H75ZM172 157H174V156H172ZM78 159V158H77ZM90 159V158H89ZM79 162L80 161H82L83 159H82V157H80L79 159ZM85 160V159H84ZM91 161H92V159H91ZM123 161H124V159H123ZM130 162H132L131 164H130ZM240 162H241V160H240ZM87 163V162H86ZM124 163V162H123ZM154 163V164H155ZM165 164H164V166H165ZM58 165V164H57ZM152 165V164H151ZM4 166V165H3ZM8 166V165H7ZM83 166V165H82ZM91 167H92V165H90ZM148 166H149V163H148ZM153 166V165H152ZM158 166V165H157ZM156 166V167H157ZM168 166V165H167ZM56 167V166H55ZM84 167V166H83ZM90 167V168H91ZM137 167H138V165H137ZM155 167V166H154ZM21 168V167H20ZM89 168V169H90ZM93 168V167H92ZM212 168V167H211ZM133 169H134V167H133ZM157 169V168H156ZM90 170H92V169H90ZM94 170V169H93ZM216 170V169H215ZM71 171V170H70ZM86 171V170H85ZM131 171V170H130ZM134 171H136V170H134ZM157 171V170H156ZM87 172H88V170H87ZM87 172H85V173H87ZM147 172V171H146ZM161 172V171H160ZM215 172V171H214ZM258 172V171H257ZM91 173H92V171H91ZM133 173V172H132ZM132 173H130V174H132ZM135 173V172H134ZM261 173V172H260ZM57 174V173H56ZM87 175V174H86ZM91 175V174H90ZM134 175V174H133ZM261 175V174H260ZM264 176V175H263ZM132 177V176H131ZM145 177V176H144ZM130 178V177H129ZM252 178V177H251ZM48 179V178H47ZM65 179V178H64ZM126 179H128V178H126ZM132 179V178H131ZM262 179H263V177H262ZM242 180H243V182H242ZM241 180V182H242V186H238L237 184H233V185H230V183H227V180H225V181H223L222 182V189H221V192L222 193H225V194H227V193H229L228 195H226V196H223L222 198H224V199H228V200H241V199H244V200H247V202L250 200V201H257V203H259L258 204V210L260 209V208H264V189H263V187L261 188L258 184H256V182L255 181H253L252 179L250 180V178H249V176H246V177H244V179H242ZM106 181V180H105ZM144 181V180H143ZM27 182V181H26ZM50 183V182H49ZM86 183H89V182H86ZM208 184V183H207ZM86 186V185H85ZM90 186V185H89ZM262 186V185H261ZM92 187V186H91ZM102 187H104V186H102ZM228 189L229 188V190H225V189ZM85 190V189H84ZM87 190V189H86ZM220 190V189H219ZM96 192V191H95ZM98 192V191H97ZM94 194V193H93ZM100 194V193H99ZM104 194V193H103ZM102 194V195H103ZM101 195V194H100ZM99 195V196H100ZM106 196V195H105ZM98 197V196H97ZM100 197H102V196H100ZM106 198V197H105ZM97 199V198H96ZM102 200V199H101ZM244 200H241V201H243V202H245L246 203V201H244ZM251 202H249V204H250ZM80 204V203H79ZM91 204V203H90ZM81 205V204H80ZM249 206V205H248ZM256 207H257V204L255 205ZM246 207V206H245ZM250 207V206H249ZM260 207V208H259ZM82 210L81 211H83V208H81ZM96 209V208H95ZM254 209V208H253ZM261 209V210H262ZM102 210V209H101ZM245 210H246V208H245ZM70 211H72L71 209H70ZM81 211L80 210H76V212L78 213V223L79 224H82L81 226H80V228H81V231H80V234L79 235H84L85 234V231H84V227H86L85 225H83V224H86V222L84 221V219H83V217L81 216ZM250 211V210H249ZM254 211V210H253ZM260 211V210H259ZM61 212V211H60ZM80 212V213H79ZM87 212V211H86ZM219 212V211H218ZM251 212V211H250ZM68 213V212H67ZM75 213V212H74ZM45 214V213H44ZM69 214V213H68ZM67 214V215H68ZM80 214V215H79ZM89 214V213H88ZM88 214H85V215H88ZM47 215V214H46ZM66 215V214H65ZM216 216V215H215ZM46 217V216H45ZM49 218H50V216H48ZM48 217H46L47 219H48ZM68 218H70L69 217V215L67 216ZM87 217V216H86ZM88 217H90L89 215H88ZM87 217V218H88ZM261 217H262V215H261ZM52 218V217H51ZM75 218V217H74ZM86 218V219H87ZM54 219V218H53ZM218 219V218H217ZM50 220V219H49ZM263 220H264V215H263ZM52 221V220H51ZM54 221H55V219H54ZM53 221V222H54ZM64 220H62V221H60V220H58V221H55V222H57L60 226H62L64 229H65V231L68 233V235H71L72 233V230H71V227L72 226H69V225H67L66 223H68L67 222V220L65 221V222H63ZM85 222V223H84ZM77 223V222H76ZM77 223V224H78ZM241 223V222H240ZM56 224V223H55ZM68 224H70L71 225V223H70V221H69V223ZM242 225H244V224H242ZM255 225V224H254ZM248 226V225H247ZM74 227V226H73ZM264 227V226H263ZM75 228V227H74ZM80 228H79V230H80ZM241 228V227H240ZM245 229V228H244ZM247 229V228H246ZM259 229V227L257 226V230ZM78 230V231H79ZM242 230V229H241ZM260 230V229H259ZM261 231L262 232H264V228L263 229H261ZM260 231V232H261ZM89 232V231H88ZM86 233H87V231H86ZM261 234H263V233H261ZM84 237H85V235H84ZM73 238V237H72ZM83 238V237H82ZM81 239V238H80ZM83 241H84V239H82ZM257 240H259V238L257 239ZM262 241H263V239H261ZM260 240V241H261ZM256 241V240H255ZM253 244V243H252ZM264 244V243H263ZM262 244V245H263ZM253 246V245H252ZM254 247V246H253ZM235 248V247H234ZM237 250V249H236ZM184 255V254H183ZM264 256V255H263ZM264 258V257H263ZM117 259V258H116ZM261 259V258H260ZM264 260V259H263ZM235 261V260H234ZM260 261V260H259ZM174 262V261H173ZM262 262V261H261ZM234 263V262H233ZM126 264V263H125ZM130 264V263H129ZM178 264H181V263H178ZM226 264V263H225ZM228 264V263H227ZM260 264V263H259Z\"/></svg>", "mask_w": 264, "mask_h": 264}]
</instances>
